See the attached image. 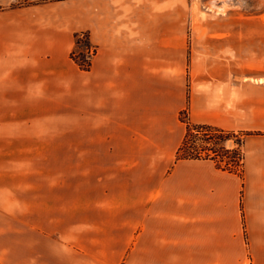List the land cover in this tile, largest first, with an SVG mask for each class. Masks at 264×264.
<instances>
[{"label":"crops","instance_id":"obj_1","mask_svg":"<svg viewBox=\"0 0 264 264\" xmlns=\"http://www.w3.org/2000/svg\"><path fill=\"white\" fill-rule=\"evenodd\" d=\"M21 1L0 0V113L72 112L102 196L75 236L62 223L56 236H0V262L243 264L246 222L250 264H264V0L203 3L234 8L233 46L225 30L188 41L196 0ZM78 31L97 48L89 69L72 58ZM186 110L250 132L244 178L176 159ZM7 207L17 204L0 203L5 218Z\"/></svg>","mask_w":264,"mask_h":264},{"label":"rangeland","instance_id":"obj_2","mask_svg":"<svg viewBox=\"0 0 264 264\" xmlns=\"http://www.w3.org/2000/svg\"><path fill=\"white\" fill-rule=\"evenodd\" d=\"M47 1H62L65 9L86 5V0ZM207 1L196 0L195 19L194 24H190L193 28L188 41L204 39L209 29L212 33L225 30L226 38L233 46L234 8L216 12L212 5H208L211 9L204 6ZM247 5L251 6L250 0ZM246 12L250 13L249 10ZM74 50L88 53L83 44ZM186 112L182 113V120L189 119ZM75 137L72 112L44 116L0 113V203L2 206L17 204L15 212L10 207L2 209V212H10V216L0 215V236H28L26 233L40 236L41 232L56 236L60 228L58 223H62V236H75L76 224L90 219L92 198L96 200L102 194L92 193L93 162L78 159L82 150L81 146L75 145ZM235 140L236 137H232L227 145L234 146ZM87 148L83 152L89 151V146ZM239 174L244 178V168ZM244 233L243 264H250L251 236L246 222Z\"/></svg>","mask_w":264,"mask_h":264},{"label":"trees","instance_id":"obj_3","mask_svg":"<svg viewBox=\"0 0 264 264\" xmlns=\"http://www.w3.org/2000/svg\"><path fill=\"white\" fill-rule=\"evenodd\" d=\"M75 37L76 46L83 44L88 53L73 50L72 58L83 69H89L92 56L96 53L97 48L92 44L88 31H78ZM183 121L187 125V131L177 151V160L212 159L217 162L220 168L237 173L243 172L245 160L244 144L250 132H238L207 124L193 123L189 119ZM232 137H236L235 144L229 147L227 142ZM0 264L3 263L0 262Z\"/></svg>","mask_w":264,"mask_h":264}]
</instances>
